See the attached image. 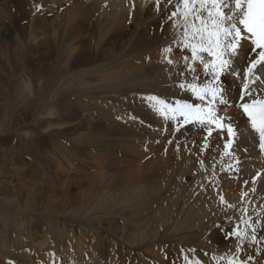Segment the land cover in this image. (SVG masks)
<instances>
[{
	"label": "bare ground",
	"instance_id": "obj_1",
	"mask_svg": "<svg viewBox=\"0 0 264 264\" xmlns=\"http://www.w3.org/2000/svg\"><path fill=\"white\" fill-rule=\"evenodd\" d=\"M86 1L88 3L85 4L86 7L83 8L84 11L82 8L78 9L76 7L78 10V16L80 17L81 15L80 21H82V23L79 21V25L82 26L85 24V18L90 17L92 19L93 17H96L95 27L97 29L93 27L90 28L87 48L83 49V47H81L82 49L77 52L70 65L72 76L70 75V78L62 79L64 82V88H68L69 83L72 81L77 82L81 79V81L84 82L85 77L82 76V74L86 70V77L96 74L98 77L100 75V77L107 81L108 86L106 87H109L108 89L110 90L109 92L111 96H115V94L119 92L117 90L120 88L127 91L132 87L142 85L146 88V91L151 90V92H155L152 91L154 89L159 93L162 92L164 95L157 92L150 93V95L161 96L165 101H167L165 98H169L170 100V98L173 97L174 101L180 100L188 103H199L191 92L181 89L179 83L193 82L192 78L194 76L199 77V79L195 81L196 83L210 80V76L204 75L203 64L199 60L191 63L188 62L185 66L179 63L168 64L167 61L173 59L174 54H165L162 50L169 46H177L175 49L176 53L180 51L185 52L191 57V50H185L177 43L180 39L182 29L176 27L175 19H168L170 12L175 10L174 5L177 0H172V4H167L164 0H161L160 8L155 6V0ZM131 11L134 13H147L149 14L148 19L151 21L149 20V23L139 27L133 32V39H129L128 44H126L129 50H127L126 47L122 49V46L120 45L116 48L114 47V42L112 40V32L124 26L128 13ZM159 21L164 23V29H160ZM37 22L38 24L36 27L38 29H44L40 30L41 34L44 35V32L51 34L50 37L53 38L54 42L57 44L60 40L58 34L59 29L56 28V26H50V29L47 31L43 28V19H38ZM76 24L78 25V23ZM74 25L72 24V26ZM93 39L98 41L95 50L91 49V40ZM124 41L125 40H122L121 44H123ZM49 45L52 46L47 42H43L42 44H39L37 50H40L41 53H48L49 56L52 55V57H55L53 55L58 54V49H56L58 47L55 45L52 46L53 49H48ZM143 47H148L147 49H151L152 47L155 49L153 51H158L157 53L161 52L163 55H153L154 58L158 59L149 60L148 62H145V60L144 62H141L140 65L136 64L135 61L133 62L136 58L130 57L127 58L128 63L126 62V65L119 66L120 58L126 56V52L132 53L134 50L135 53V50L143 49ZM253 47L251 40L247 39L246 36V41L243 42V53L241 55L242 61L244 56H247V60L249 61L256 57L259 49L254 51ZM23 52L28 57L29 51L24 50ZM165 59L167 60L165 61ZM205 59H209L206 54ZM128 60H131L133 63ZM137 60L138 63H140L139 60L141 59L138 58ZM243 66L244 64L242 63V67ZM88 67H91L92 70H89ZM193 68L195 69L194 72L191 70ZM181 72L183 74L178 75V73ZM123 75H126V77ZM258 75L261 79L256 80V82L252 84V89L256 93L255 96L264 97V82H262L264 81V67L260 68ZM229 76L232 78V81L226 77V82L228 83L225 85L226 87L231 88V94L228 96L229 105L227 108L223 109L220 114L223 117L231 118L230 122L235 129L236 142L240 143L241 149H247V151L238 150L235 153L236 157L240 160L239 170L237 169L236 161L232 156L224 155V143L228 139L227 133L221 134L216 128H213L212 135L207 139V129H202L201 126L197 124H191L189 126L185 125L182 129L191 130L195 127V132H199L201 136L204 137V140L209 141V143L206 141L208 144L202 145L198 150L195 148V152L197 151V153H195V168L189 171L192 179L191 181L184 180V176L187 174V171L185 172L184 168L177 170L175 174L172 175V179H167V182L161 185L158 183L147 184V182L145 184L140 180L134 182L130 180V176L123 177L122 175L121 177L117 174L120 176V178H118L115 173L116 170H114V173L110 174L101 172V177L97 178L98 181L96 180L91 187L89 186L90 190L84 191L80 194L78 200H81V198L83 199L79 203L65 206L64 213H62L64 215L61 220L64 223L70 224H67V228L69 227L68 229H70L71 232H69V230L68 232L64 230V227L63 229H58L59 232L51 231L54 233L53 235H56L58 238H53L49 241L47 239L48 237L44 238V235L37 234L39 237L38 239L41 237V240L33 245H36L35 250L38 257L30 256L29 260L31 257V259H42L44 256L47 257L48 255L55 256L59 259L57 254L60 249L63 248L60 253L62 254L60 259L65 260L64 264H84V261L87 259L88 262L91 261L89 262L90 264H113L115 262H119L117 264H127L131 262L130 257L133 256L131 255L132 252L133 254H136L134 255V258L136 257L138 259L139 264H189V261H194L196 259L201 260L202 264H226V261L220 259V257L224 255L238 256L244 259H247V257L251 255L252 259L248 261V264H264V227H262V224H264V158L260 155L262 152L258 148V134L252 129L250 121L235 104V102L239 100L240 88L245 82V75L241 72V75L239 76L230 73ZM102 78H100V80H102ZM96 80L98 82L100 81L99 79ZM106 81H104V83H106ZM89 86L91 87V85ZM103 87L101 89H103ZM89 90L90 89H88V91ZM124 90L123 93H125ZM96 95H98L97 92ZM248 99L249 98H247V100ZM147 107L152 111H148V109L146 110L144 107L143 110H141L142 108L139 107L140 111L138 110V114L143 117L136 114V119L133 120L138 130L143 133L149 128L147 121H162V119H159L157 116L158 114L159 116L161 114L153 107L152 102L148 100ZM217 107L219 108L221 106L217 105ZM154 111L158 114L154 113ZM124 116L127 118V115ZM128 116L130 117V115ZM163 123H165V121H163ZM163 123L161 122V124ZM141 136H137V138L142 139ZM144 139H142V141L145 142L146 139ZM175 148L176 147H174V149ZM136 152L137 151H135V153ZM198 152L200 153L198 154ZM201 161H203V164H201ZM205 163H208V167L211 165L209 168H213L207 170L206 167L204 168ZM230 164L232 165L231 170H229L228 167ZM214 169L216 172L212 173ZM257 174H260V178L256 180L255 184H253V177ZM140 176L142 180V175ZM246 180L247 184H245ZM94 181L95 179L92 182ZM23 187L30 188V184L21 186L14 185L12 190H14L17 195V197H14L13 195L11 196L10 190L6 189L5 184H0V196H2V199L0 197V210H19L20 212L22 211L21 208L26 210H31L30 208H32L36 210L37 213L46 215L43 210H39V206L36 207L39 197L37 194L35 195V190H32V188L30 191V193H32V199L26 200L22 206L20 191ZM253 187L256 189L255 192L252 191ZM244 192H248L247 197L243 195ZM221 196L225 198L228 204H232L235 207L231 209L227 208L220 202ZM241 209H247V212L244 214L245 217H251L252 220L255 221L259 242L253 244L251 241L245 240L244 244L241 245V248L245 249V251L238 253L236 249L239 242L231 236L226 238L225 234L241 217ZM26 210L25 212H27ZM126 214L129 215V221H127L125 225L122 223L120 224L121 217ZM5 217L3 218V221ZM114 217H117L118 219L115 220ZM227 217L231 218V223ZM101 219H104L103 221L111 219L108 222L105 221V225L108 224L110 226H105L106 228L104 227V231H102L105 233L104 237L99 235V228L103 226V223L99 222ZM9 222H11V220ZM0 226L3 235L6 237L7 232H9L8 228H5V225L3 224ZM56 227L59 228L58 226ZM242 227L243 225H241V228ZM120 229H123V231L126 232L125 235L122 233L124 237H121L122 235L119 232ZM21 231L22 230H20V232ZM37 231L38 230H36V232ZM90 231H93V233L90 234ZM113 232H119V237L118 234H116V236ZM21 234L19 235L21 236ZM25 236L29 235L27 234ZM6 238V240H10L11 237ZM130 241L131 244H129ZM133 244L137 245L132 246ZM167 245L171 248L162 249V247H166ZM8 247L10 248V246ZM159 247L162 250L159 249ZM193 248L196 249V251H190V249ZM151 250L155 251L152 256L148 253V251ZM18 253L16 256H18ZM97 253L98 256L100 255L98 261L95 260V254ZM86 255H88L87 259ZM146 256H151V259H147ZM185 256L189 257V261L185 260ZM214 256L216 259H213ZM111 257H113L112 261L110 260ZM23 259L25 258L23 257ZM26 260L28 259L26 258ZM94 260L97 262L95 263ZM10 264H17V262L11 261Z\"/></svg>",
	"mask_w": 264,
	"mask_h": 264
},
{
	"label": "rangeland",
	"instance_id": "obj_2",
	"mask_svg": "<svg viewBox=\"0 0 264 264\" xmlns=\"http://www.w3.org/2000/svg\"><path fill=\"white\" fill-rule=\"evenodd\" d=\"M3 1L0 0V184H5L6 189L10 190L11 196L14 197H17L16 192L12 190L14 185L30 184V188L23 187L20 191L22 206L26 200L32 199V193H30L32 188L35 190V195L37 194L39 197L36 207L39 206V210H43L46 215L39 214L32 208H30L31 210L21 208L22 211L20 212L19 210H0V225L3 224L5 228H8L9 232H7L6 237H11L10 240H6L7 238L3 235L0 226V237L2 235L4 237L0 238V264H10L11 261H16L17 264H25V262L26 264H64L65 260L60 259L63 248L57 254L59 259L48 255L49 257L44 256L42 259H31V257L29 260L30 256H37L36 245L33 244L41 240V237L38 239L39 234L44 235V238L48 237L49 241L58 238L51 231L59 232L58 229L64 227V230L71 232L69 227L67 228L70 224L61 220L65 206L79 203L83 199L78 200L80 194L90 190L93 183L98 181L97 178L101 177V172L110 174L116 170V175L130 176V180L134 182L140 180L145 184L147 182V184L158 183L161 185L167 182V179H172V175L177 170L184 168V171H187L184 180L191 181L189 171L195 168V153H197L195 148L198 150L199 147L208 144L209 141L204 140L199 132H195V127L191 130L181 129V132H176V122L166 120L163 116L162 118L155 111L154 113L158 114L159 119H162L160 121L162 123L165 121V123L147 121L148 130L144 133L140 132L133 120L136 119V114L140 115L138 114L139 107L142 108L141 110L143 107L148 111L151 110L147 107V97L150 96V93H159L154 89L152 91L155 92L146 91L142 85L132 87L127 91L120 88L117 90L121 92H117L119 95L116 93L115 96H111L109 87H106L108 86L107 81L96 74L86 77V70L82 74L85 77L84 82L81 79L77 82L72 81L74 83L71 82L72 84L69 83L68 88H64L62 79L72 76L70 65L77 52L82 49L81 47L87 48L90 28H96V17L85 18V24L79 25L81 15L78 16L77 8H85V4L88 3L86 0ZM148 15L141 12H129L124 26L112 32L114 47L117 48L120 45L122 49L126 47L129 50L126 44L132 38L133 32L151 21L148 19ZM38 19H43V28L47 31L50 26H56L59 29L60 40L57 44L50 37L51 34L46 32L44 35L41 34L40 30L44 29L36 27ZM159 23L160 29H164V23L160 21ZM72 24L76 25L72 26ZM122 40H125L123 44H121ZM43 42L52 46L56 45L58 54H54L55 57H52L48 53H41L40 50H37L39 44ZM97 43V40H91L92 50H95ZM52 46L49 45L48 49H53ZM176 47H171L170 55L174 54L173 59H171V61L173 60L172 63L185 66V57H187V63L193 62L189 54L181 51L176 53ZM147 48L135 50V53L133 49L132 53L126 52L127 55L120 58L119 66L126 65L128 63L127 58L130 57L136 58L133 62L135 61L136 64L140 65L145 60V62L157 60L158 58H154L153 55H163L161 52L153 51L155 49L152 47L151 49ZM164 49H162L163 52H165ZM24 50L29 51L28 57L24 54ZM138 58L141 59L139 60L140 63H138ZM88 69L92 70L91 67ZM123 76L126 77V75ZM227 78L232 81L229 74H227ZM96 79L100 81L98 82ZM95 86L96 90L100 91H96ZM102 87L103 89H101ZM88 89L90 90L88 91ZM159 94L164 95L162 92ZM124 115H127V118ZM136 134L139 137L142 135L141 138H145L146 141L137 138ZM206 137L209 138V136ZM170 140L172 143H169ZM178 145L179 147H177ZM173 146L177 149H174ZM135 151L137 152L135 153ZM205 167L207 170L213 168H209L208 163L204 164ZM152 172L155 173V176ZM215 172L214 169L212 173ZM119 175H117L118 178H120ZM140 175H142V180ZM94 179L95 181L92 182ZM0 197L2 199V196ZM128 217L127 214L121 217L120 224L125 225L129 221ZM114 219L117 220L118 218L114 217ZM103 220H99L103 223V226L99 228V235L102 237L105 235L102 232L104 227L110 226L105 225V221L108 222L111 219ZM20 230L22 231L20 232ZM36 230L38 231L36 232ZM120 230L121 237H124L123 234L125 235L126 232L123 229ZM119 232L113 233L118 234L119 237ZM91 233L93 231H90ZM27 234L29 236H25ZM167 246L162 247V249L171 248L169 245ZM159 249L161 248L159 247ZM154 252L153 250L148 251L151 256ZM17 253L18 256H16ZM96 255L98 256V253L95 254V260L98 261L100 255L98 257ZM131 255H133L130 257L131 262L127 264H139L138 259L134 258L136 254L132 252ZM151 256H146V258L151 259ZM110 260L112 261L113 257ZM89 262L87 259L84 264H90ZM117 263L119 262L113 264Z\"/></svg>",
	"mask_w": 264,
	"mask_h": 264
},
{
	"label": "snow or ice",
	"instance_id": "obj_3",
	"mask_svg": "<svg viewBox=\"0 0 264 264\" xmlns=\"http://www.w3.org/2000/svg\"><path fill=\"white\" fill-rule=\"evenodd\" d=\"M164 2L172 4V0H164ZM155 6L160 8L161 0H155ZM174 8L175 10L168 15V19H175L176 27L182 29L177 43L185 50H191L192 61L199 60L203 64L204 75L210 76L211 79L196 83L199 77L194 76L193 82L179 83V87L191 92L199 103L178 100L175 105H172L156 95L148 96L147 100L152 102L161 116L176 122V132H181L185 125L197 124L202 129H207L209 137L212 135L213 128L221 134L227 133L224 155L232 156L239 170L240 160L235 153L238 150L247 151V149H241L240 143L236 142L231 118L223 117L220 113L228 107V96L231 94V88L225 86L227 74L239 76L243 72L248 82L244 83L241 89L239 106L250 121L252 129L258 134L259 149L264 151V99H255L256 93L251 87L256 80L261 79L258 72L264 67V0H177ZM246 36L251 40L253 50L259 49L256 57L250 61L247 60V56H244L243 61L241 60ZM164 51L170 54L172 48L166 47ZM205 54L209 59H205ZM184 59L187 64V57ZM167 63L172 64L171 59ZM191 70L195 71L194 68ZM182 74V72L178 73V75ZM245 96H252V101L242 102ZM217 105L221 107L218 108ZM169 143L172 141L170 140ZM228 167L231 170L232 165ZM259 178L260 174L254 176L253 184ZM252 191H256L255 187ZM243 195L247 197L248 192H244ZM220 202L229 209L235 207L228 204L223 196L220 197ZM246 212L247 209H241V217L225 234L226 238L231 236L239 242L236 249L238 253L245 251L241 248L245 240L253 244L259 242L255 221L251 217L246 218L244 215ZM227 218L231 223V218ZM241 225H243L242 228ZM190 251H196V249L193 248ZM184 258L189 261L188 256ZM213 259L216 257L214 256ZM220 259L226 261V264H248L252 256L249 255L247 259H244L224 255ZM189 264H202V262L196 259L189 261Z\"/></svg>",
	"mask_w": 264,
	"mask_h": 264
}]
</instances>
